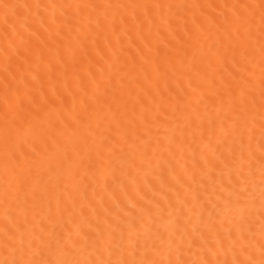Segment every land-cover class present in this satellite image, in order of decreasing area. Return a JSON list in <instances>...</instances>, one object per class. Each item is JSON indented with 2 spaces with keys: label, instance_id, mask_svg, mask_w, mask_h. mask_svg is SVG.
Listing matches in <instances>:
<instances>
[{
  "label": "snow or ice",
  "instance_id": "1",
  "mask_svg": "<svg viewBox=\"0 0 264 264\" xmlns=\"http://www.w3.org/2000/svg\"><path fill=\"white\" fill-rule=\"evenodd\" d=\"M0 264H264V0H0Z\"/></svg>",
  "mask_w": 264,
  "mask_h": 264
}]
</instances>
